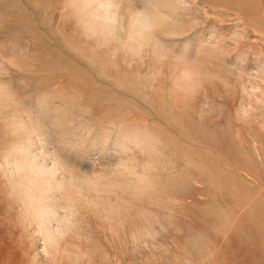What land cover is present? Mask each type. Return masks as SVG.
Returning a JSON list of instances; mask_svg holds the SVG:
<instances>
[{"label": "rangeland", "instance_id": "obj_1", "mask_svg": "<svg viewBox=\"0 0 264 264\" xmlns=\"http://www.w3.org/2000/svg\"><path fill=\"white\" fill-rule=\"evenodd\" d=\"M0 264H264V0H0Z\"/></svg>", "mask_w": 264, "mask_h": 264}]
</instances>
